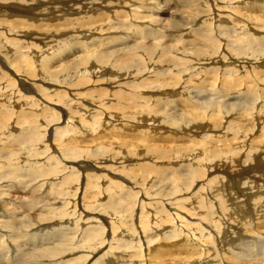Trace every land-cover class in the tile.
<instances>
[{
	"label": "bare ground",
	"instance_id": "bare-ground-1",
	"mask_svg": "<svg viewBox=\"0 0 264 264\" xmlns=\"http://www.w3.org/2000/svg\"><path fill=\"white\" fill-rule=\"evenodd\" d=\"M178 1L181 0H163L161 4H160V0H136V1L132 0L131 3H126V4H123V2L122 3L119 2L118 5L115 6L118 7L125 6V11H124L125 21L122 20L120 24L117 23L114 24V22L118 21L117 17L109 16L112 15L114 11L108 14L101 13L95 16H90V17L86 16L83 19V21H78L76 19H72V20L67 19L66 22L67 21L69 22L68 25H70V28L61 31H58L57 29H53L50 31L45 30L44 33H40V35L44 38H40V41H37L33 37L34 34L33 31L37 27H44V24H47L43 21L44 18L51 17L50 23H53L52 25L57 24L56 21L58 18V13L49 9L50 8L49 6H52V4H60L61 7L62 6H66L70 8L75 7L83 11V8L81 6L86 5L84 7L88 8L89 6L87 4H90V8H94L95 6L101 4V0H0V54L3 55V59L6 60V64H7L5 65L4 61L1 60L2 63L0 64V121H3V124L1 125V129L7 128L6 125L9 124V122L12 124L13 122L21 123L18 122L19 121L18 118L13 120L14 112H11L8 116L7 112H9V110L12 108L15 111V109L18 108L17 106L20 107V105H23L22 107L30 111V116L25 119L31 123H35L39 121L41 122L42 120H44V117L47 116L48 114L47 112L50 109V119L48 120L46 127L51 125L55 117L57 118V120L59 119V117L62 118V122L66 123L65 125L67 126L66 128H64L66 130H63L61 134V139H63L64 141L62 147H64L65 150H69L70 147L73 146V144L71 145L69 144V142H71L73 139H76V137L77 139H79V137L80 138L83 137L81 135V131L82 130L86 131L88 129L90 130V126H92L93 128V134L95 132V135H97L96 137L95 135L93 136L95 138L101 137L102 133H100L99 135V130L97 129L101 125H104V127H108L112 123L111 120L113 119V114L107 112L113 110L112 104L114 103V100L115 101L117 100L118 104L116 105V110L120 112L119 107L123 104L121 103L122 100H127L126 95L131 94V90L129 92V90L126 89V86H123V89L128 91L127 92L128 94H126L124 90H123L124 92H119L114 95H112L111 93L109 94L108 92H105L103 90H102L103 92L99 90L90 91L87 92L86 95L94 99L92 104L90 105V103L84 104L80 102L79 109H76L75 106H73L75 105L73 101H76L77 99L75 94L70 93L72 92L71 88L75 86H79L81 87V89H83L82 87L90 83V81L92 82L93 79H96L98 77L102 78L104 75H106L105 72H108L107 74L108 75L110 74V76L118 77L119 75H115V74H120L122 76L133 77L136 81H137L136 79L137 76L143 77L142 74L145 71H146L145 72L146 76L155 73L154 80H152L149 83L147 81H150V79L143 81L138 80L137 82L133 83L134 86L133 92L135 95L134 102L136 103L138 101H143L142 105L139 103L138 104L141 107H143V109L149 108L150 110H148V112L144 111L147 114L141 113L134 115L135 117L132 125H129L130 123L128 121L129 123L128 125L121 124L120 126H115L116 128H113L114 132L112 131L113 132L112 134L113 135L114 133L116 134L113 137L108 136L110 142L101 141L102 142L101 143L100 141H98L100 144H98L97 142L98 144L97 146L100 153L102 150L104 154L101 153L100 156L98 157L96 156V154H94L92 155V157L93 158L96 157V160L98 161L101 159H108L111 162H114L116 160L117 161L121 160L119 162H121L122 164L126 159H131L132 157L139 159L138 157L140 155H141L140 158L143 159L148 153L152 152L153 157L158 155L157 161H159L160 159H164V160L169 159V164L171 166H169L168 168L170 167L174 168L173 165L176 164L177 162L173 160H181L186 158L187 156H191V152H193L195 148L197 149L199 147V151L197 153L198 158L196 159V157L195 158L191 157L190 160L191 163H189L188 166L189 169L185 168V171L188 170L191 173L188 176L189 178L184 180L183 177L181 176L179 177L174 176V180L177 179L179 180V182L183 181L182 184L181 185L179 184L178 187L176 188L174 187L175 189L171 190V192L164 193L163 196H162V192L164 191H162L161 189H160L162 191L161 195H158L159 191L157 192V194L152 193L151 196L155 198L153 200H157L154 201L153 203L152 202L144 203L143 201V200H151V198H153V197L150 198L151 193L149 194L148 190H146V187H143L145 188L144 189L145 193L142 188H136L137 187L136 184L138 183V181L140 180L143 181L146 179L145 175H152L154 173V170L152 168L153 166L152 167L151 165L148 166V164H146L145 166L144 164L140 163L141 164L140 167L142 169L140 175L135 172L128 174L129 176L130 175L132 176V174L135 173L132 176L135 183L131 181L130 184H132L133 186L131 187L132 191H130L129 195L135 199V202H133L131 206L132 210L134 211L137 209L140 210L136 214L134 211L133 212L137 216L135 217V220L138 219L139 222L138 226L140 227L139 229L142 230L141 236H138L140 232L138 233V231L136 232L135 230H133V229H137L136 228L137 225L136 224H135L136 226L134 225V221H133L134 217H132V212L129 213L127 211L125 214L122 210L118 208L114 209V205H113L111 208L114 210V212L107 211V216H106L104 215L103 211L96 212L93 209L95 212L92 213L93 214L97 213L99 217L102 216V218L100 217V219H98L97 218L98 215L97 217L92 215L91 219L98 222H101L102 220V222L105 221L107 225L110 224L111 225L110 231L111 234L113 235V239L117 235L116 233L121 232L122 227L126 229V233L129 231V233L125 235L133 239L132 240L133 248L126 247L123 252L122 251L117 252L114 257H111L110 252L109 254L108 252H105L104 254L106 253L108 254L105 255V264H115L120 260L121 261L124 260L125 264H167L169 262H171L172 264H181L180 261L184 264H264V237H262L264 234V180L262 181V175L264 172L263 170L261 171L262 169L261 166L262 165L264 166V160H263L264 152L260 154H256L257 150L259 149L263 150V148L255 149L256 148L255 143L253 141L250 142L251 138L257 132L261 133L262 138L264 139V105L259 111H255V112L251 111L250 106L249 108L247 106L245 108L243 107L247 111V113L243 112L244 116L237 118L236 122H234L233 124L229 122L226 126L224 122L223 127L221 128L223 130L221 134L217 133V132H221L220 129L218 130L214 129V124H217V122H211L209 124L210 125L209 127L210 130L212 131L205 133L204 136H201V138L198 140L197 138H195L196 136H194V134L199 132V129L197 128L202 129V126H200L197 122L198 119L202 118L203 120L205 117H207L208 119H213L216 121V114H215L216 112L223 111V108L225 109L228 108L226 109L227 111H232L237 106L236 104L233 103L234 105H236L234 107L231 102L229 104L230 100L231 101L235 100V98L232 97L233 95L229 92L234 90V88L240 86L242 83L239 84L235 79H233L234 76L232 73L230 74L229 79L228 78L222 79L221 76L216 75L214 78L217 80L214 82L213 85L214 87L219 88L215 92L216 94H219V101H216L214 103L216 104V107L214 108L204 107L207 106V104H205L204 106L196 107L194 105V102H192V100L190 99L186 100L185 98L182 102H179V106L181 105L182 108L181 111L183 113L181 115V118L186 124V125L184 124L186 127L183 128L185 129L188 127H196V129H194L191 132V136H189L190 139L188 143L190 144L187 150L189 152H181V148L176 146L170 147L172 150L171 149L160 150V148H156L158 146L154 145V143L148 144L151 143L150 142L151 138L148 140V138L145 136L144 131L146 130L144 129L147 125H149L150 128H152L153 130L154 127L156 128L161 127V130H164V133L161 134L158 133L156 137L160 135L165 136L167 140L165 139L163 141L170 142L172 145L177 139L179 140L180 137L182 138L185 135L183 128L181 129V127L180 126L178 127V125L176 124V120L175 122L168 120L175 116L170 115V117H164L167 120L162 118L160 121L158 114H156L158 106L156 105L151 109L152 103L150 104L149 102L151 98H148L147 95H143L148 88H149L148 90L155 92L162 90L163 88H164L163 90H165L168 88H172V86L173 87H176L178 85L181 86L183 82H185V84H188L186 88L189 90V88L191 87V82L194 79V77L191 78L189 76L190 72H188L187 69L191 67H196L197 65H193L187 58L182 57L175 59L173 56H171L172 53H170V50L167 48V46L165 47L164 32L166 31L167 27L171 26L172 22L170 23L169 21L166 20V18L162 17L164 20L163 22L162 20L159 19V17H157V10H163L166 7V5L169 4L170 2H174L178 4ZM215 1H222V0H215ZM223 1L226 3L227 7H230V5H233L234 2H236L237 0H223ZM214 5L215 4H213V6ZM106 6L107 5H105V7ZM7 15H13V17ZM189 17L190 15L186 14L184 17H180L179 19L182 22L183 19H188ZM30 18L38 19V21L35 20L30 21L29 20ZM218 18L220 19V21L224 19L222 16H218ZM248 18L252 19V17H248ZM258 19L260 20V22H264V17L262 18L260 16V18ZM215 21H216V17L207 19L206 23L203 24V25L206 24L209 25V27L211 28L210 29L211 32L214 33L213 34L214 37H213L211 32L207 30L208 38L210 41L208 43V47H210L209 52H204L201 54V51L197 49L193 51L195 55L201 54V56L205 55L210 57L212 54L215 55L218 54L217 47L220 48L219 46L220 44L217 45V42L221 40V44H222V40L224 38H226V40L227 38L231 39L232 43L227 44V46L223 44L222 45H223V50H225L224 52L225 53L227 52L233 58L236 55L242 56L245 54H248V56H256V57L259 56L261 57V55L262 56L264 55V39L260 38L261 36L258 37L256 34L251 33L249 29L247 30L248 27L246 28L241 25H238L235 27V30L237 32L235 31V34L232 35L233 39L230 36H225V35H224L225 37L223 36L219 38L218 36L220 35H217V33L214 32V29L216 28ZM191 23H193L192 20ZM223 25L225 26V24ZM139 26L155 27L156 29L149 28L147 31H145L140 29ZM82 27L84 28L82 29ZM80 29L90 30L89 31L90 33L89 32L85 33L84 31H80ZM222 30H219L218 33L222 34L223 32ZM239 30L245 32L242 33V31L239 32ZM96 31H97L96 35H98L99 37L100 35L101 36L105 35L104 33L106 34L113 33V35L111 37H104L98 40H97L98 37L96 35L92 37L89 36L90 34H95ZM124 32L125 34H123ZM205 33L206 32H204L203 28L200 29L198 28L194 30L192 35L194 37L203 36L204 39L206 40L207 34ZM239 34H242V36H239ZM161 36H162V40H160L156 44L147 45L146 43L137 42L139 40L146 41V39L149 38L158 40L159 37L161 38ZM87 37H91L90 40H87L86 39ZM129 38L132 39L134 38V40L129 41ZM214 38L217 40L214 41ZM75 39L83 41L85 45V49L83 50L82 55L80 56H76L75 54H72L74 58L70 61L68 60L69 62L64 65L65 67L68 68L73 67L72 69H66V72H69L70 74V71H74L75 79H76L75 82L71 84L70 82H68L67 84L64 83L62 84V86L66 89L67 94L65 95L63 93H60L59 90L57 89L52 91L51 88L49 89L45 88L43 92L46 95H49L51 102L54 103L53 104L54 106L52 108L49 106H44L45 103L44 101L41 100V98L36 100L37 97L36 98L33 97V99L32 97H25V94H23V92L28 91L30 93L33 90L32 88L30 89L26 85L27 79H21L22 76H27V74H29L27 78H30V76H33L35 72H37V74L38 73L40 74V71L38 69L39 65L43 66L42 72L58 73V71L55 72L51 71L53 69V64L55 61H60L61 58L72 53L73 51L72 43L74 42ZM88 41H92V43H89ZM127 41L134 42V44L130 46L127 45L125 47V45L128 44ZM40 43H42L43 46H41ZM118 43L121 44L120 48L110 51L109 48L111 46L116 47ZM40 46L44 48L42 55L40 54V49H41ZM101 46L107 48L105 50L100 51ZM56 49H57L56 51L57 54L55 53L56 55H54L53 57H50L48 55V57H46L47 51L52 52ZM182 49H184V47ZM166 55H169L171 57L172 64H167L170 62L169 58H166L167 63L163 62V58ZM136 57L138 58V60L136 59ZM225 58L226 57H224V59ZM221 60L222 59H219V61ZM231 61L233 62L234 65L238 66L237 59H233ZM161 66H166V69L156 70L158 67ZM117 67L120 69H118ZM184 71H187L188 73L186 74L188 75L187 79L183 78ZM12 73L14 78H12L11 76ZM38 77L40 76L38 75ZM17 79L23 83H19ZM39 79L42 80L41 77ZM218 81L219 83L217 85ZM154 82H157L159 86H156L157 85L156 83L155 85H153ZM24 83L26 84L24 85ZM22 88H23V92L21 91ZM185 89L183 90L185 91ZM40 90L42 89L39 88V92ZM221 90L226 91L227 94H223ZM165 92H167V94L162 93L161 96L159 95L161 100H159V97H157L158 101L161 102L162 106L167 103L166 102L167 100L168 103L169 101L171 102L172 99L171 97L178 96L175 94L178 93L179 91L177 92L174 88H172L171 92L168 90H166ZM179 93L181 94V92ZM131 96L133 97V95ZM248 97L251 99L252 97H254V95L252 97L250 96ZM162 98L166 99V101L163 100ZM110 99L111 101H113L111 104L109 103ZM51 102H47V103L52 104ZM176 103L178 104V101ZM13 104L17 106L15 107L13 106ZM60 104L65 105L66 107L69 108L68 111L69 110L71 111V112L69 111V116H67V113L64 112L65 108L60 106ZM171 106L169 103V108ZM56 107H58L59 111L60 110L61 111L60 112L57 111L55 109ZM95 109L100 110V112L99 111L95 112ZM38 111L40 112L38 113ZM80 112L82 113L85 112L86 115L80 114ZM209 112L212 113L209 115ZM132 113L136 114L134 112ZM173 114L176 115V113ZM116 116L117 114L115 113V117ZM121 117H116L117 122L118 120L123 121L120 120ZM21 124L19 126H21ZM112 125L113 124H111L110 126ZM167 125H172V126H167ZM147 129L149 130V128ZM151 130H149L150 133H146V134L151 135ZM110 134L111 132L109 133V135ZM126 134L130 135L129 139L125 138L127 137ZM34 135H36V133ZM176 135H179L180 137ZM23 136L24 135H22L21 140L19 139L20 141L13 140L12 142L10 141L11 139H6V141L8 140L6 142V147L8 145V147L12 149V152L10 150L9 153H14L15 151H17L14 147L17 146L20 147L23 144L24 145L28 144V147L24 148L23 150L19 149L20 151L18 150L19 152H17V154L20 156H22V154L28 153V150H30V152L38 151L39 145L37 144L34 146V144H36L37 142L34 143L33 142L34 140L32 141L33 137L28 141V139H25L28 137L24 136L25 137L24 138ZM120 136H124V138ZM167 136L173 137L172 138L173 141L171 142L172 139L168 140ZM4 137L8 138L12 136L4 135ZM192 145L196 147H194L193 149V147H191ZM42 148L44 149L45 146ZM82 149L85 150L86 148L85 149L82 148ZM127 149L129 151H131L130 149H132L134 153H132L131 155V153L127 151ZM48 150L50 149L48 148ZM244 151H247L246 152L247 154L245 153L244 155ZM13 155L11 154L12 157ZM84 156L86 157L87 154ZM108 156H110V158ZM51 158L53 159V157ZM223 158L225 159L222 160ZM218 159L222 161L217 163L216 160ZM164 160L162 161L164 162ZM7 163H9L7 160L5 162H2V166L6 165ZM80 164H82L81 167L83 169L84 168L85 170L87 169L86 176L87 177L88 175L91 176V180H93L92 179L93 177L94 178L100 177V175L98 176L97 174L98 170H96V172H93V174L90 173L88 174V172L92 170L90 168L95 167V165H93L91 162H89L88 164L81 162ZM71 169L74 170V168ZM124 169H126L127 171L135 170L134 168H129V170L128 168H124ZM165 171H163V173ZM75 172H77V170ZM154 174H156V172ZM116 175H119V177H121L122 182H118L114 178H108V179L106 178L103 179L104 177L102 178V181L105 180L104 186L107 185L109 187L107 188L109 192L115 190L116 193H112L115 195L117 194L118 190H123V191L125 190L123 187L124 185L123 181H126V178L123 177L122 174H115V176ZM210 175L212 176L210 177ZM199 179L203 181V183L201 182V184L203 185H200L197 188V190L186 191L187 188L183 187L184 184L186 186V183L189 182L190 184L191 181L195 182ZM174 180L171 179L172 182ZM66 181L67 180L63 181V183H66ZM255 181L257 182L260 181V184L256 185ZM126 184H128V182ZM86 185L90 186L88 183ZM64 186H66V184H64ZM189 186L187 187L189 188ZM190 188L195 189L193 187ZM86 190L87 188L82 191L81 194L83 196L86 193ZM91 191H95V188L93 186H91ZM181 192L184 193L181 194ZM121 197L122 195L119 197V199ZM112 199L114 200V198ZM81 200L83 201V204H85L83 197L81 198ZM99 200L100 199L98 197L93 196L91 200V205H86V204L85 205L88 206L87 208H92L99 202ZM152 205L154 207H152ZM5 206L6 204H4L2 208H4ZM98 206H105V205L100 203ZM150 208H155L156 210L155 216L153 215V213H150ZM160 208L161 210H158ZM154 217H155L154 220L155 222L149 224L150 219H153ZM108 218H111L110 222L108 221ZM187 218L196 219L197 222L188 221ZM165 222L168 224H164ZM100 229L101 231H99V233L100 232L102 233V231L103 233L105 232V229H103V227H101ZM131 232L134 234V236L133 234L132 235L130 234ZM58 235L59 234H57V236ZM152 236H154L155 238ZM246 236L256 237L255 239H257V242L253 240H249L250 238ZM89 238H92L91 245L86 248H94L98 244L100 247H102L107 245L109 242V241L108 242L103 241L101 243L100 234L94 235L93 237L92 235H90ZM232 238L234 242L232 240L231 242H229V245H227V247L224 246L225 245L224 242ZM141 240L143 241V243ZM236 241H239V243H236ZM216 245L219 246L218 249H216ZM65 252H66L65 250L64 251L53 250L52 252L50 251V255L47 256V258L49 259L52 258L55 260L56 258L59 257L58 259H61V257ZM180 255L181 257L185 255L186 259L179 261L177 257ZM83 257L85 256H81L80 258ZM100 264H102V261L100 262Z\"/></svg>",
	"mask_w": 264,
	"mask_h": 264
},
{
	"label": "rangeland",
	"instance_id": "rangeland-1",
	"mask_svg": "<svg viewBox=\"0 0 264 264\" xmlns=\"http://www.w3.org/2000/svg\"><path fill=\"white\" fill-rule=\"evenodd\" d=\"M131 1L132 0H101V4H99L98 6H95L94 8H90V4H87L89 6L88 8L84 7L86 5L81 6L83 8V11H81V9H77L75 7H71V8L66 7V6L61 7L60 4H52V6H49L50 7L49 9L58 13V18L56 21L57 24L52 25L53 23H50L51 17L44 18L43 21L47 24H44V27H37L33 31L34 32L33 37L37 41H40V38H44L40 35V33H44L45 30H49V31L53 30V29H57L58 31L67 30L68 28H70V25H68L69 22L68 21L66 22L67 19L68 20L69 19L70 20L76 19L78 21H83V19L86 16L90 17V16H95L97 14H101V13L108 14V13H112L113 11H114V13L112 15H109V16L117 17L118 21L114 22V24L115 23L120 24V22L125 19V15H124L125 6L118 7L115 5H118L119 2H121V3L123 2V4H126V3H131ZM134 1H136V0H134ZM161 2H163V0H160V4H161ZM213 4H215V5L213 6ZM105 5H107V6L105 7ZM176 9H179V10H176ZM186 14L190 15V17L188 19H183L181 22L179 18L184 17ZM259 15L262 18L264 17V0H237L236 2H234L233 5H230V7H227L226 3L223 0L222 1L181 0V1H178V4L174 3V2H170L169 4L166 5V7L163 10H157V17H159L160 20H162L164 22L163 18H166L167 21H169L170 23L172 22L171 26L167 27L166 31L164 32V37H165L164 44H165V47L167 46V48L170 50V53H172L171 56H173L175 59L176 58L177 59L182 58V57L187 58L193 65H197L196 67H191V68L187 69L188 72H190L189 76L191 78L194 77V79H193L194 82L193 81L191 82V87L189 88L190 91L186 88L188 86V84H185V82H183L181 84V86L180 85H178L176 87L172 86V88H174L177 92L178 91L181 92V94L178 92L175 94L178 96L171 97L172 99H171V102L169 101V103H170V106L171 105L172 106L170 108H169L168 100L166 101V99L162 98L163 100H165L167 102L165 105L162 106L161 102L158 101L157 97H159V100H161L160 96L162 95V93L167 94V92H165V91L168 90L171 92L172 88H168L165 90H163L164 89L163 88L162 90L155 91V92L148 90L149 89L148 88L147 89L148 91L146 90L144 92L143 95H147L148 98H151V100H149L150 104L152 103L151 109L156 105L158 106L156 114H158L160 121L162 118L165 119L164 117H170V115H173L175 117L168 119L169 121L175 122V120H176V124L178 125V127L180 126L181 129L183 127H186L185 126L186 124L184 123V121L181 118V115L183 114L181 111V109H182L181 105L179 106V102H182L184 100V98L186 100L187 99L192 100V102H194V105L196 107L197 106H204L205 104H207V106H204L206 108L207 107H213V108L216 107V104H214V103L216 101H219V94H216L215 92L219 88L213 86L214 82L217 80L214 77L216 75H219V76H221L222 79L223 78L229 79V76L231 73L234 76L233 79H235L239 84L242 83L240 86H238L237 88H234V90L229 92L233 95L232 97L235 98V100H232V101L230 100L229 104L231 102L232 104L234 103L237 106L233 104V106L234 107L236 106V107L232 111H227L226 109H228V108H226V109L223 108V111L216 112L215 113L216 114V121L213 119H208L207 117H205L203 120H202V118L198 119L197 122L200 126H202V129L197 128V129H199V132L194 134V136H196L195 138H197L199 140L201 138V136H204L205 133L212 131V130H210V127H209L210 126L209 124L211 122H217V124H214V129L215 130L220 129L221 132H217V133L221 134L223 132V130L221 128L223 127L224 122H225V125L227 126V124L229 122L233 124L234 122H236L237 118L243 117L244 113H247V111L244 109L246 106L248 108L250 106L251 111H254V112L259 111L262 108V106L264 105V99H263L264 92H262V91H264V58H263L264 55L263 56L261 55V57H262L261 58L260 56L259 57L248 56V54H245L242 56L236 55L233 58L227 52L225 53L224 52L225 50H223V45L227 46V44L232 43L231 39L227 38V40H226V38H224L222 40L223 45L221 44V40H219V42H217V45L220 44L219 45L220 48L217 47L218 54H216V55L212 54L210 57L205 56V55L201 56L202 53L209 52V49H210V47H208V43L210 41L208 38V31L207 30H209V32H211V30H210L211 28L207 24L203 25L204 23H206L207 19L216 17V21H215L216 28L214 29V32H216L217 35H220V36H218L219 38L223 37L225 35V36H230L233 39L232 35L235 34V31H236L235 27L238 25H241V26L246 27V28L248 27L247 30L249 29L251 33L256 34L258 37L261 36L260 38L264 39V22H260V20L258 19V18H260ZM7 16L13 17V15H7ZM218 16H222L224 19L220 21ZM248 17H252L253 20L248 18ZM29 20L30 21H34V20L38 21V19H34V18H30ZM191 20L193 23H191ZM223 24H225V26ZM217 26H219V27H217ZM83 28L84 27H82V29ZM104 28H106V27H104ZM139 28L142 30H145V31H147L149 28L156 29L155 27H149V26H139ZM198 28L199 29L203 28L204 32H206L205 33V34H207L206 40L204 39L203 36L194 37L192 35L194 30L198 29ZM222 29H224V30H222ZM219 30L223 31L222 34L218 33ZM80 31H84L85 33H88L90 30H86V29L81 30L80 29ZM241 31L242 30H239V32H241ZM244 32L245 31H242V33H244ZM96 34H97V31L95 34H90L89 36L92 37ZM104 34L105 35H102V36L100 35V37L98 35H96L98 37L97 40L104 38V37H111L113 35V33L112 34L109 33L110 35L106 34V33H104ZM123 34H125V32ZM211 34L213 35L214 33L211 32ZM239 36H242V34H239ZM91 37H87L86 39L90 40ZM213 37H214V35H213ZM131 40H134V38L133 39L129 38V41H131ZM160 40H162V36H161V38L159 37L158 40L157 39L155 40L153 38L152 39L151 38L146 39V41H148L150 43H148L144 40H139L137 42L146 43L147 45H152V44H156ZM216 40L217 39L214 38V41H216ZM88 42L92 43V41H88ZM183 43H185L186 45ZM40 44H41V46H43L42 43H40ZM133 44H134V42H128V44H126L125 47L127 45L130 46ZM120 45L121 44L118 43L116 47L111 46L109 49L111 51V50L120 48ZM41 46H40V48H41L40 54L42 55L44 48ZM72 46H73V51L71 54L64 56L63 58H61L60 61L54 62L53 69L51 71H53V72L58 71V73L42 72L43 66L39 65L38 69L40 71V74L39 73L37 74V72H35L33 76H30V78H27L29 76V74H27V76H22L21 79H27L26 80L27 84L24 83V85L26 84L30 89L32 88V90H33L30 93L28 91L23 92V88H22L21 91L23 92V94H25V97H32V99H33V97H35V98L37 97L36 100L41 98V100L44 101V103H45L44 106H49L52 108L54 106L53 105L54 103L51 102L49 95H46L43 92V90H45V88H48V89L51 88L52 91L57 89V90H59L60 93H63L65 95L67 94L66 89L62 86V84L63 83L67 84L68 82H70V84H71V83L75 82L76 79H75V72L74 71H70V74H69V72H66V69H72L73 67L68 68V67H65L64 65L74 58V56H72V54H75L76 56H80V55H82V52L85 49L84 42L81 40H78V39L74 40V42L72 43ZM182 46L184 47L185 50L182 49L183 48ZM106 48L107 47L101 46L100 51L105 50ZM186 49H187V51H186ZM197 49L201 51L200 55H195L193 53V51H195ZM56 51H57V49L52 51V52L47 51L46 57H48V55L50 57H53L54 55L57 54ZM232 52H230V53H232ZM11 53H12V51H11ZM157 56H159V55H157ZM224 57H226V58L224 59ZM246 57H248L249 59ZM166 58L170 59L169 63L166 62ZM136 59L138 60L137 57H136ZM219 59H222V60L219 61ZM233 59L238 60V62H237L238 66L233 64V62L231 61ZM1 60H3L5 65H7L6 60L3 59V55L0 54V64L2 63ZM163 62H165L167 64H172L171 57L169 55H166L163 58ZM192 64H191V66H192ZM118 69H120V68H118ZM158 69L164 70V69H166V66L158 67L156 70H158ZM145 72L142 74L143 77L137 76V78H136L137 81L138 80L143 81V80L150 79V81H147L149 83L152 80H154V78H155L154 74L155 73L146 76ZM41 73H43V74H41ZM105 73L107 76L104 75L102 78L98 77L96 79H93L92 82L90 81V83L83 86L82 87L83 89H81V87H79V86H75V87L71 88L72 92H70L71 94L76 95L77 100L73 101V103L75 104L73 106H75L76 109H79L80 102L84 103V104L90 103V105H91L92 102L94 101L93 98L88 97L86 95L87 92L99 90L101 92L105 91V92H108L109 94L111 93L112 95H114V94H117L119 92L125 91L126 94H128L127 93L128 91L123 89V86H126V89L129 90V92L131 90V94L126 95L127 100H122V102L119 101V102L123 103L119 107L120 112H118L116 110V105L118 104L117 100L116 101L114 100V103L112 104L114 111L111 110V111L107 112V113L113 114V119L111 120L112 121L111 124H113V125L110 126L111 125L110 124L108 127H104V125H101L100 127H98L97 130H99V135H100V133H102L101 134L102 139H101V137L95 138L97 135H95V132L93 134V128H92V126H90V130L88 129L86 131L85 130L81 131V135L83 137H81V138L79 137V139H77V137H76V139H73L72 140L73 142L72 141L69 142V144H71V145L73 144V146H71L69 150H65V148L62 147L64 141H63V139H61V134H62L63 130H66V129H64L67 127L65 125L66 123L62 122V118L59 117V119L57 120V118L55 117L56 120H55V118L54 119L52 118L53 122L51 123L50 126L46 127L48 120L50 119V109L47 112L48 113L47 116L44 117V120H42L41 122L39 121V122H35V123H31L25 119V118L30 116V111L27 110L26 108L22 107L23 105H20V107L16 105L18 108L15 109V111L13 110V108L10 109L9 112H7V110H6L8 116L11 112H14L13 120L18 118L19 119L18 122H21L22 124L17 123V122H13V124H12L9 122V124L6 125L7 128H4V129L2 128L3 129L2 130L1 125L3 124V121H0V164H1L0 165V170H1L0 171V211L2 212V213L0 212V264H5V263H8V264H46V263H49V264H100L101 261H102V264H105V255H108L109 252L111 253L110 254L111 257H114L117 252H120V251L123 252L126 247L133 248V242H132L133 239H131V237H127L125 235V234H128L129 231L126 233V229L123 227L121 229V232L116 233L117 235L113 239V235L111 234V231H110L111 225L110 224L107 225V223L105 221L102 222V220H101V222L92 220L91 219L92 215L95 217H97V215H98L97 213L93 214L92 212H95V211L96 212H99V211L102 212L103 211L104 215L107 216V211L114 212V210L111 208L113 205H114V209L118 208V209L122 210L125 214L127 211L129 213L132 212V217H134L133 218L134 225L135 224L137 225V226L135 225L137 229H133V230H135L136 232L138 231V233L140 232V234H138V236H141L142 230L139 229L140 227L138 226V223H139L138 219L135 220V217H137L135 214L138 213V211H140V210H138V209L135 211L132 210L131 206H132V203L135 202V199L129 195L130 191H132L131 187L133 186L130 183H131V181L133 183H135L132 176L135 173H137L139 175L141 174L142 169L140 167V165H141L140 163L144 164L145 166H146V164H148V166L151 165V167L153 166L152 168L154 170V173L156 172V174L153 173L152 175H145L146 179L143 181L140 180L136 184V186H137L136 188H142L144 193H145V190H144L145 188H143V187H146V190H148L149 194L151 193L150 198L153 197V196H151L152 193L157 194V192L159 191L160 194L158 192V195H161V192L164 191V192H162V196H163L164 193L171 192V190H174L176 187H178L179 184L181 185L183 181L179 182V180H177V179L174 180V176H177V177L181 176V177H183L184 180L189 178L188 176L191 173L188 170L185 171V168L189 169L188 166H189V163H191V161H190L191 157H194V158L196 157V159L198 158L197 153L199 151V147L197 149L196 148L194 149V147H196L194 145L191 146L194 149L193 152H191V156H187L186 158L181 159V160H173V161L177 162L176 164L173 165L174 168L173 167L168 168L169 166H171L169 164V159H165V160L160 159L159 161H157L158 155L153 157L152 152L148 153L145 156V158H143V159L140 158L141 157V155H140L138 157L139 159L132 157L131 159H126L124 161V163H122V164H121V162H119L121 160H118V161L116 160L114 162H111L108 159H101L98 161V160H96V157L95 158L92 157V155H94V154H96V156L98 157V156H100L101 153H103L102 150L100 153V151L98 149L97 145L100 144L98 141L110 142L108 136L113 137L116 134V133H114V135L112 134L114 132L113 128H116L115 126H120L121 124H123V125L127 124L128 125L129 123H130L129 125H132L134 117H135L134 115L141 114V113L147 114L146 112H148V110H150L149 108L143 109V107H141L139 105V104L142 105L143 101H138L136 103L134 102L135 101V98H134L135 95L133 92V88H134L133 83L137 82V81L133 77L115 74V75H119L118 77H116V76H110V74L108 75L107 74L108 72H105ZM183 73H184L183 78L187 79L188 78V75H186V74H188L187 71H184ZM10 74H11V72H10ZM38 75L41 77L42 80L39 79L40 77H38ZM11 76H12V78H14L13 73ZM11 76H10V78H11ZM218 80H220V79H218ZM17 81L19 83H23L18 79H17ZM127 82H129V83H127ZM155 83L157 84V82H154L153 85H155ZM218 83H219V81L217 82V85H218ZM161 85H162V82H161ZM156 86H159V84H157ZM20 87H21V85H20ZM177 87H179V88H177ZM254 87H255V89H254ZM39 88L42 89V90H40L41 93L39 92ZM182 88L183 89L186 88L185 91ZM220 88H221V86H220ZM192 89H194L195 91ZM222 93L227 94L226 91H222ZM131 95H133V97ZM253 95H254V97H252ZM150 96H152V97H150ZM186 96H187V98H186ZM248 96H250L252 98L250 99ZM258 97H260V98H258ZM128 98H129V101H131V102L128 101ZM248 98H249V100H248ZM256 98H258L259 100ZM16 100H18V99H16ZM45 100L47 102H51L52 104H48ZM177 101H178V104L176 103ZM112 102L113 101H111V99H110L109 103L111 104ZM167 104H168V106H167ZM56 105H58V104H56ZM124 105H126V106H124ZM13 106H15V105L13 104ZM60 106L65 108L64 112L67 113V116H69V111H70V110L68 111L69 108L66 107L65 105H62V104H60ZM255 106H257V107H255ZM175 107H176V109H175ZM206 108H204V109H206ZM55 109L57 111H59L58 107H56ZM98 111L100 112V110L95 109V112H98ZM144 111H146V112H144ZM39 112L40 111H38V113ZM132 112H134L136 114H133ZM115 113L117 114L116 117H121V115H122L120 120H123L125 122L119 121V120L117 122L116 117H115ZM173 113H176V115H174ZM211 113L212 112H209V115ZM80 114L86 115L85 112H83V113L80 112ZM165 120H167V119H165ZM165 120H164V122H165ZM128 121H129V123H128ZM226 121H227V123H226ZM10 124H11V126H10ZM20 124H21V126H19ZM175 125H173V126H175ZM167 126H172V125H167ZM126 127H128V126H126ZM104 128H105V131H107V132L104 131ZM147 128H149V130H151L152 128H150V126L147 125L144 129V130H146L144 132H145V136L148 138V140L151 138L150 139L151 143H148V144L154 143V145L158 146L156 148H160V150H167V149H171L170 147L176 146V147L181 148V152H189V151H187L189 148V144H190V143H188V141L190 139L189 136H191V132L194 129H196V127H188L185 129L183 128V131L185 133L184 137L181 138L179 135H176V136L180 137V139L179 140L177 139L172 145L170 142L163 141L166 139L165 136L160 135V136L156 137V135H158V133H160V134L164 133V130H161V127H158V128L154 127V130L153 129L151 130V135L146 134V133H150V131ZM173 129H174V127H173ZM100 130H101V132H100ZM1 131H3V132H1ZM110 132H111V134L109 135ZM35 133H36V135H34ZM21 134L24 135L25 137H28V138H25L23 136L25 139H28V141H29V139H31L33 137L32 141L34 140L33 141L34 143L37 142L36 144H34V146L38 144L39 145L38 151H40V152L33 151L34 152L33 153V152H30V150H28V153L22 154V156H20L17 154V152L20 151L19 149L23 150L24 148L28 147V144H25V145L23 144L24 146L22 145L20 147H18V146L14 147L17 150L14 153H9L10 150L12 152V149H10L8 147V145L6 147V142L8 141V140L6 141V139H11L10 141H12V142H13V140L14 141L15 140L20 141L21 137H22ZM88 134H90V135H88ZM4 135H10L12 137L6 138V137H4ZM19 135H21V136H19ZM93 135H95V137ZM120 137L124 138V136H120ZM167 137H168V140H171L173 138L171 136H167ZM125 138L129 139L130 135H127V137H125ZM90 139H92V140H90ZM98 139H101V140H98ZM91 141H93V142H91ZM172 141H173V139L171 140V142ZM251 141H253L255 143V145H256L255 149L263 148V150H260V149L257 150L256 154H260V153L264 152V139L262 138L261 133H258V132L255 133V135L251 138L250 142ZM97 142H98V144H97ZM44 146H45V148L46 147L47 148L43 149L42 147H44ZM83 146H85V147H83ZM92 146H93V148H92ZM48 148L50 150H48ZM82 148H84V149L86 148V149L83 150ZM246 149H247V147H246ZM71 150H73V151H71ZM88 150H90L91 152ZM130 150L131 151H129L127 149V151H129L132 155V153H134V151L132 149H130ZM7 151L9 154L7 153ZM246 152L247 151H244V155ZM73 153H75V154H73ZM11 154L12 155L14 154L13 157L11 156ZM86 154H87V156L85 157L84 155H86ZM9 155L11 158L9 157ZM51 157H53V159ZM76 157H77V159H76ZM108 157L110 158V156H108ZM32 159H34V160H32ZM224 159L225 158H223L222 160H224ZM6 160L9 163H7L6 165H3L4 166L3 167L2 162H5ZM162 160H164V162ZM222 160L218 159L216 161L218 163ZM81 162L87 163V164L89 162H91L93 165H95V167L90 168L92 170L89 171L88 174L89 173L93 174V172H96V170H98L97 174H98V176L100 175V177H96V178L93 177L92 178L93 180H91V176L88 175V177H87L86 176L87 169L85 170V168L83 169L81 167V165H82V164H80ZM18 164H19V166H18ZM156 165H157V167H156ZM1 166H2V168H1ZM69 166H72V167H69ZM195 166H196V164H195ZM97 167H98V169H97ZM123 167L128 168V170H129V168H134L135 170L127 171ZM263 167L264 166L262 165L261 171L263 170V172H264ZM71 168H74V170L75 171L77 170V172H75ZM143 168H146V167H143ZM82 169H83V171H82ZM182 170H184V171H182ZM163 171H165V172L163 173ZM78 172L81 174H79ZM133 172H135V173L132 174V176L128 175V174L133 173ZM160 172H162V173H160ZM176 173H178V174H176ZM115 174H122V176L126 178V181H123V184H124L123 187L125 190L124 191L118 190L116 195L112 194V193H116L115 190H112L111 192H109L107 189L109 187L107 185L104 186L105 180L102 181V178L104 177L103 179L114 178L118 182H122L121 177H119V175L115 176ZM66 175H67V177H66ZM211 176L212 175H210V177ZM197 177H199V176H197ZM171 179L174 181L172 182ZM65 180H67L66 183H63V181H65ZM263 180H264V173L262 175V181ZM127 182H128V184H126ZM176 182H178V183H176ZM185 182H187V181H185ZM201 182L203 183V181L201 179H199L195 182L191 181L190 184L188 182V183H186V186L184 184L183 187L187 188L186 191L187 190L195 191V190H197V188L200 185H203V184H201ZM87 183L90 186H87L86 185ZM255 183H256V185L260 184V181H258V182L255 181ZM64 184H66V186H64ZM91 186H93L95 188V191H91ZM187 186H189V188ZM190 187H193L195 189H192ZM86 188H87L86 193L83 196L81 193ZM150 190H151V192H150ZM183 193L184 192H181V194H183ZM121 195H122V197L119 199V197ZM125 195H126V197H125ZM158 195H157V197H158ZM75 196H78V197H75ZM93 196L98 197L100 200L92 208H87L88 206H86V205H91V200H92ZM114 196H116L117 198ZM82 197H83L84 203L86 205L83 204V201L81 200ZM112 198H114L115 203H114V200ZM73 199H74V201H73ZM153 199H155V198L153 197V198H151V200H143V201H144V203H149V202L153 203L154 201H157V200H153ZM1 200L3 202L5 201V202L3 203ZM100 203L104 204L105 206H98ZM4 204H6V206L4 208H2V206ZM152 207H154V206L152 205ZM124 208H126V209H124ZM96 209L97 210L99 209V210L97 211ZM158 210H161V208ZM133 211L135 212V214ZM155 211H156L155 208H150V213H153L154 216L156 214ZM89 212L92 214H90ZM100 217L102 218V216H100ZM100 217L98 215L97 218L100 219ZM110 220H111V218H108L109 222H110ZM154 220H155V217L153 219H150L149 224L154 223L155 222ZM187 220L192 221V222H195V221L197 222L196 219L187 218ZM164 224H168V223L165 222ZM101 227H103V229H105L104 233H103V231H102V233L101 232L99 233V231H101V229H100ZM165 227H167V226H165ZM57 234H59V235L57 236ZM98 234H100L101 243L103 241H107V242L109 241L108 244L105 246H102V247H100L98 244L94 248H86V247L91 245V239L92 238H89V236L92 235V237H93L94 235H98ZM130 234L132 235L133 233L131 232ZM122 236H123V238H122ZM133 236H134V234H133ZM152 237H154V236H152ZM246 237L250 238L249 240H253V241L257 242V239H255L256 237H250V236H246ZM262 237H264V234ZM48 238H50V239H48ZM134 239H136V238H134ZM33 240H34V242H33ZM232 240H233V238L226 240V242H224V244H225L224 246L227 247V245H229V242H231ZM63 241H66V242H63ZM233 242H234V240H233ZM72 243H74V244H72ZM142 243H143V241H142ZM236 243H239V241H236ZM64 246H65V248H64ZM66 246H68V247H66ZM218 248H219V246L216 245V249H218ZM53 250H62V251L65 250L66 252L63 254V256L61 255L62 256L61 259H58L59 257L56 258L55 260L52 258H50V259L47 258V256L50 255V251L52 252ZM69 251H71V252H69ZM105 252H108V254L107 253L104 254ZM81 256H85V257L80 258ZM177 259L180 261V260H185L186 258H185V255H183V257H181V255H180L177 257ZM180 263L184 264L181 261H180ZM115 264H125V262H124V260L123 261L120 260ZM167 264H172V263L169 262Z\"/></svg>",
	"mask_w": 264,
	"mask_h": 264
}]
</instances>
